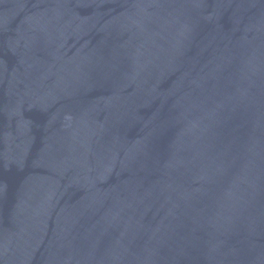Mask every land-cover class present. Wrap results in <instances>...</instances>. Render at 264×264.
Wrapping results in <instances>:
<instances>
[{
  "label": "water",
  "instance_id": "1",
  "mask_svg": "<svg viewBox=\"0 0 264 264\" xmlns=\"http://www.w3.org/2000/svg\"><path fill=\"white\" fill-rule=\"evenodd\" d=\"M0 264H264V0H0Z\"/></svg>",
  "mask_w": 264,
  "mask_h": 264
}]
</instances>
